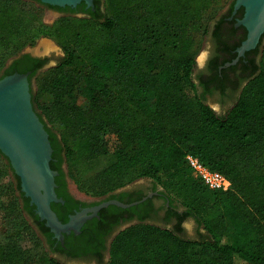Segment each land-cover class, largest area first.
I'll use <instances>...</instances> for the list:
<instances>
[{"label":"trees","instance_id":"1","mask_svg":"<svg viewBox=\"0 0 264 264\" xmlns=\"http://www.w3.org/2000/svg\"><path fill=\"white\" fill-rule=\"evenodd\" d=\"M32 1L69 16L45 23L22 0H0V67L8 52L39 37L54 39L63 50L43 84L52 97L45 114L57 131L38 113L53 149L50 166L58 172L57 196L69 199L62 164L71 177L72 168L87 171L91 159L106 152L107 133L114 134L117 145L112 158L95 169L92 182L104 193L139 177L155 179L166 192V181L159 177L166 171L179 188L195 195L185 198L178 225L161 228L152 222L149 231L131 233L115 242L106 264H264V65L260 62L248 79L257 84L254 99L236 98L222 115L203 96L196 94L191 103L186 94L197 91L195 47L209 31L208 12L220 0H94V10L84 2L73 8ZM245 35L246 30L241 39ZM259 45L246 56L259 52ZM13 68L6 66L0 78ZM76 94L82 103L67 102ZM187 152L225 174L230 189L211 190L195 178L185 162ZM20 196L23 210L49 239L51 232L38 220L29 198L22 191ZM57 206L51 203L53 210ZM190 215L204 229L192 237L179 226ZM58 216L67 219L61 211ZM140 219L143 223L144 217ZM10 222L12 228L0 242V264H69L48 255L33 260L29 249L22 248L18 221ZM86 238L74 244L66 234L60 248L72 256L92 251L94 241Z\"/></svg>","mask_w":264,"mask_h":264},{"label":"flooded vegetation","instance_id":"2","mask_svg":"<svg viewBox=\"0 0 264 264\" xmlns=\"http://www.w3.org/2000/svg\"><path fill=\"white\" fill-rule=\"evenodd\" d=\"M240 8L236 12H233V5L232 8L229 6L225 14L218 17L212 23L210 33L214 43L208 55L206 54L207 57L204 56L206 58L204 61L205 64L203 68L199 70L198 75L200 78L199 88H201L203 98H207L208 95H219L220 98L229 100L230 105L236 100V93L241 85L252 76L254 69L258 65V51H252L248 56H246V52H248L246 51L245 55L240 57L235 64H231L236 65L235 68L229 69L231 65L220 67L227 62L225 61L222 63V61L231 58L233 54V58L237 55L236 48L243 40L241 38L244 35V30H246L245 27L235 25L237 19L243 14L242 8V14L240 16ZM55 11L63 13V11ZM216 31L219 33H216ZM240 59L246 64L242 65V62L239 63ZM47 62V56L35 55L30 52H21L10 60L7 68L14 67V72H21L23 70L20 68H26L24 73L27 72L31 79L40 69L46 66ZM214 65H217L216 69H214ZM18 66H20V68ZM222 70H225L223 71L224 73H222ZM63 178L65 181V193L69 199H65L64 196H61L63 201L56 202L59 206H57V210L54 211L57 215H59L61 211L63 215L67 217L65 221L68 220L71 214H74L80 209L98 205L109 199H117L128 203L145 198L137 204L128 207L115 204L117 207L114 208V206H110L113 203L101 207L96 215H92L84 221L80 227L79 233H75L71 230L69 233L64 234L62 241L57 239L50 229L49 232H51V235L49 239L46 235L40 233L45 244L52 251L53 256L60 260H80L83 262L90 261L94 264H105L108 246L114 235L121 231L123 225L133 221L140 222L142 221L140 217H144V221H151L157 224H169L171 227H174L178 225V215L182 214L184 210L180 209L175 202H172V205L170 204V197L162 187L155 184L156 182L154 179H150L148 182H137L123 186L100 198L82 199L71 192L66 175ZM29 205L34 206L33 211L36 214L35 205L31 204L30 200ZM88 213H91V211ZM151 217H154V219ZM38 220L44 223V220L40 218ZM182 223L183 222L179 223V226L182 227ZM66 234L74 244L82 240V237H88L85 240L94 241V248L92 251L86 253L82 252V254L78 256L69 255L64 248H60L61 245H64Z\"/></svg>","mask_w":264,"mask_h":264},{"label":"rangeland","instance_id":"3","mask_svg":"<svg viewBox=\"0 0 264 264\" xmlns=\"http://www.w3.org/2000/svg\"><path fill=\"white\" fill-rule=\"evenodd\" d=\"M26 3L27 6L35 9L39 13L40 19L45 23H53L60 18L67 17L69 14L61 13L57 14L54 9L49 7H44L36 1L32 0H22ZM235 0H220L219 4H217L214 8L210 9L208 12V19L211 23L209 31L206 35L201 36L197 40L196 44V53H195V64L193 70V79L194 82L197 84V91L194 92L193 90H187L186 94L188 97L189 102L194 101V96L199 94L202 96L201 88H199V81L200 78L199 70L203 68L204 63L200 64L204 59L205 54L208 55L209 50L213 46V38L211 37V26L212 23L221 15H224L229 6H232ZM75 15V14H74ZM77 16V15H76ZM212 21V22H211ZM21 52H30L35 55H44L48 57V62L46 66L40 69L34 76L31 77V88H32V100L33 105L37 113H40L46 122L47 126L50 127L53 131H57V127L54 126L52 123L48 122L47 116L45 114L44 108L48 105L52 97L49 93L43 91V84L51 75L52 67L55 66L58 61L63 56V50L57 44V42L50 38V37H39L35 40L32 44H27L23 46L19 50L10 51L6 54L4 58V62L0 67V74L3 73L4 69L10 62L12 58L16 55L20 54ZM206 55V57H207ZM200 56L201 60H200ZM258 64L261 62L264 65V38L260 42L259 45V52H258ZM206 59V58H205ZM249 80H246L239 90L237 91L236 95L237 98H241L245 101H252L256 95V88L257 84L254 82L248 83ZM67 102H74V103H82V97L79 94L74 95L72 98H67ZM204 101L209 104L213 110L219 114H224L230 104L229 100H224L219 97V95H208L207 98H204ZM66 132L60 133L59 135H63L66 137ZM106 140V152L100 154L93 159H91L92 163L90 164L89 168L85 172H79L78 170L72 168L74 177H71L67 173L66 164H62L65 169L66 177L68 180L69 189L73 194L82 198V199H93V198H100L105 196L107 193H104L105 188H99L92 184L93 180L95 179L93 175L95 174V169L101 167L105 164L106 160L110 157L112 158V154L116 148L117 140L114 134L107 133L105 135ZM13 169L10 166L9 161L7 158L1 153L0 154V242L5 241V236L7 235V231L11 229L13 222L9 223L10 218H15L18 221V224L22 228L24 234L20 235L21 238V245L22 248L29 249L31 254V258L33 260L37 259L40 255H48L53 256L52 251L50 248L45 244L42 236L40 235L39 230L37 229L36 225L34 224L32 218L23 210L22 204L23 200L20 196V189L17 188L16 178L14 176ZM159 177L166 181L167 184V191L170 194H167L173 198L174 202L178 204L180 209H184L183 202L185 198L188 196L194 197V193L192 190H184V188H179V186L169 178V172L163 171L160 172ZM151 177H139L133 180L126 182L125 184L118 186L115 190L123 186H127L137 182H148ZM155 180V179H154ZM155 184L162 187L158 181L155 180ZM91 185V186H89ZM163 188V187H162ZM111 193V192H110ZM196 204V202L194 201ZM19 215V216H18ZM21 219V220H20ZM152 222L151 221H144L143 223L133 221L128 224H125L121 227V230H125L123 234L118 235L117 232L114 237L112 238L106 255V263L107 261L113 257V253L115 250V242H123L125 239L131 238V233L135 231L147 232L149 231V226ZM161 228H172L169 224H158ZM182 232L186 236L189 237L196 236L197 231L204 232V229L201 225L198 224L197 219L195 216H188L182 223ZM147 234V233H146ZM117 239V241H116ZM132 240V239H131ZM130 240V241H131ZM60 260V259H59ZM69 264H94L93 262L87 261L83 262L80 260H62ZM105 263V264H106ZM236 264H242L240 261H236Z\"/></svg>","mask_w":264,"mask_h":264},{"label":"water","instance_id":"4","mask_svg":"<svg viewBox=\"0 0 264 264\" xmlns=\"http://www.w3.org/2000/svg\"><path fill=\"white\" fill-rule=\"evenodd\" d=\"M39 1L52 6L73 8L84 2L86 8L94 9V0ZM240 7L243 8V14L237 19L235 25L245 27L246 36L236 48L237 55L220 67L235 64L246 51L256 48L264 38H262L264 0H235L233 12ZM75 15L83 16L84 14L79 12ZM205 57L199 62L200 64L204 63ZM52 151L49 133L33 105L31 80L28 73L15 71L2 76L0 78V152L7 158L13 172L19 177L20 190L29 198L30 203L35 205L36 214L44 220L45 225L57 239L62 241L64 234L71 230L79 233L84 221L96 215L103 206L113 203L128 207L145 198L128 203L109 199L92 207H84L71 214L67 221H61L51 207L52 202L63 201L55 191V176L58 172L50 166ZM89 211L91 213H88Z\"/></svg>","mask_w":264,"mask_h":264},{"label":"built area","instance_id":"5","mask_svg":"<svg viewBox=\"0 0 264 264\" xmlns=\"http://www.w3.org/2000/svg\"><path fill=\"white\" fill-rule=\"evenodd\" d=\"M185 162L190 168L192 175L200 180L207 188L220 191H227L230 189V179L220 171L211 169L204 164L197 155L192 152H187L185 154Z\"/></svg>","mask_w":264,"mask_h":264},{"label":"bare ground","instance_id":"6","mask_svg":"<svg viewBox=\"0 0 264 264\" xmlns=\"http://www.w3.org/2000/svg\"><path fill=\"white\" fill-rule=\"evenodd\" d=\"M201 57H202V56H200V60H201Z\"/></svg>","mask_w":264,"mask_h":264}]
</instances>
